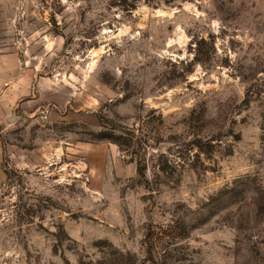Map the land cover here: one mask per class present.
Wrapping results in <instances>:
<instances>
[{
  "label": "rangeland",
  "instance_id": "rangeland-1",
  "mask_svg": "<svg viewBox=\"0 0 264 264\" xmlns=\"http://www.w3.org/2000/svg\"><path fill=\"white\" fill-rule=\"evenodd\" d=\"M0 264H264V0H0Z\"/></svg>",
  "mask_w": 264,
  "mask_h": 264
}]
</instances>
